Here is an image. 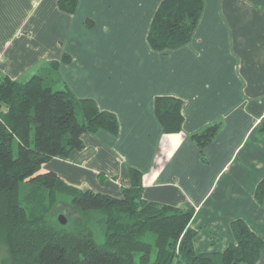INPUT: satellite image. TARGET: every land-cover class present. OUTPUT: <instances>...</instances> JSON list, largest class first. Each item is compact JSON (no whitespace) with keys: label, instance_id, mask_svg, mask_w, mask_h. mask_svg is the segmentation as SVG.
Masks as SVG:
<instances>
[{"label":"crops","instance_id":"1","mask_svg":"<svg viewBox=\"0 0 264 264\" xmlns=\"http://www.w3.org/2000/svg\"><path fill=\"white\" fill-rule=\"evenodd\" d=\"M58 1L0 0V79L26 80L66 52L62 80L113 113L117 129L84 133L81 149L41 171L121 197L130 168L139 170L144 199L193 208L196 252L235 242L236 219L264 241V198L255 196L264 177V0H204L190 41L165 51L147 40L162 0H77L72 12ZM157 96L181 99L179 132L162 131ZM213 123L214 137L198 145L192 135Z\"/></svg>","mask_w":264,"mask_h":264},{"label":"trees","instance_id":"2","mask_svg":"<svg viewBox=\"0 0 264 264\" xmlns=\"http://www.w3.org/2000/svg\"><path fill=\"white\" fill-rule=\"evenodd\" d=\"M76 4L77 0L58 1L62 10L71 12ZM203 6L204 0H162L148 31L149 46L165 51L188 43ZM70 60L63 52L26 80L0 79V245L6 254L2 263L256 264L264 241L241 219L231 225L236 241L222 252H196L195 231L189 226L193 208L144 199L139 170L130 168L131 183L121 197L41 171L50 159L81 149L84 133L117 129L113 113L100 109L90 96H75L64 83L59 69ZM154 112L164 133L181 130V99L157 96ZM218 128L219 123L210 124L192 137L204 146ZM13 139L18 142L15 155ZM255 196L258 202L264 198V177ZM60 203L82 219L73 226L61 224L55 215ZM93 222L99 224V232ZM151 234L153 242L148 240Z\"/></svg>","mask_w":264,"mask_h":264},{"label":"rangeland","instance_id":"3","mask_svg":"<svg viewBox=\"0 0 264 264\" xmlns=\"http://www.w3.org/2000/svg\"><path fill=\"white\" fill-rule=\"evenodd\" d=\"M125 66H127V65H125ZM78 116H79V114H78ZM31 139H33V130L31 132ZM17 148H18L17 139H13V141H12V151H13L14 155L17 154V150H18ZM73 212L74 211L70 212V210L67 208V204L65 205L64 203H60L59 206L57 208H55L56 218L58 217V215H63L66 218L67 224L70 225V226L75 225L73 223H75L77 221H80L82 219L79 215H77V214H75ZM95 219H97V218H94L93 221ZM89 220H91V218ZM93 224H94V227L99 232V230H98L99 224H97V222H93ZM153 239H154L153 234L148 236V240L149 241L153 242ZM98 240H101V239H98ZM5 255L6 254H5L4 247L2 245H0V264H3L2 261H3V258H4Z\"/></svg>","mask_w":264,"mask_h":264},{"label":"water","instance_id":"4","mask_svg":"<svg viewBox=\"0 0 264 264\" xmlns=\"http://www.w3.org/2000/svg\"><path fill=\"white\" fill-rule=\"evenodd\" d=\"M58 220L61 224H65L66 223V218L63 215H58Z\"/></svg>","mask_w":264,"mask_h":264}]
</instances>
